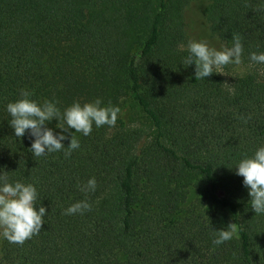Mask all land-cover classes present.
<instances>
[{"label": "trees", "instance_id": "trees-1", "mask_svg": "<svg viewBox=\"0 0 264 264\" xmlns=\"http://www.w3.org/2000/svg\"><path fill=\"white\" fill-rule=\"evenodd\" d=\"M193 2L213 48L241 37V64L199 80L185 68ZM257 8L264 0H0V174L33 184L48 213L23 246L1 239L0 264H264V214L235 174L264 146V64L250 60L264 53ZM22 89L61 112L97 98L121 111L115 127L72 130L70 157L37 158L10 127L7 104ZM58 123L48 127L59 133ZM84 199L91 211L63 214ZM229 223L233 239L214 245Z\"/></svg>", "mask_w": 264, "mask_h": 264}, {"label": "clouds", "instance_id": "clouds-1", "mask_svg": "<svg viewBox=\"0 0 264 264\" xmlns=\"http://www.w3.org/2000/svg\"><path fill=\"white\" fill-rule=\"evenodd\" d=\"M233 41L232 47L217 50L210 47L207 41L190 40L187 44L188 55L183 60L185 68L194 64L195 78L199 80L214 73L223 74L222 69L227 65L241 64V37L234 35ZM179 48L183 50L184 45L181 44ZM250 60L256 64H264V53L253 52ZM32 95L33 93L22 89L20 99L7 104V112L11 116L10 127L14 130V135L23 138L27 134L32 141L29 150L37 158L59 151H64L65 158L70 157L73 151L80 148V142L72 130L89 136L93 126L115 127L121 111L111 102L103 106L102 100L97 98L83 104L73 102L61 112L55 102L45 100L38 103L30 98ZM53 120L62 121L56 125L60 129L59 133L48 127ZM65 141H70L67 147ZM235 170L236 175L243 177V185L249 190L251 209L256 215L264 214V146L256 150L252 157L240 160ZM96 189L97 181L94 177L80 186V191L86 196ZM37 200L38 191L33 184L10 183L6 171L0 174V236L11 244L23 246L26 241L39 235L48 213L41 203L38 207ZM91 210L92 204L84 199L66 208L63 214L83 215ZM235 232V224L229 223L226 229L216 232L217 238L213 240V244L219 246L232 240Z\"/></svg>", "mask_w": 264, "mask_h": 264}, {"label": "rangeland", "instance_id": "rangeland-1", "mask_svg": "<svg viewBox=\"0 0 264 264\" xmlns=\"http://www.w3.org/2000/svg\"><path fill=\"white\" fill-rule=\"evenodd\" d=\"M196 4H198L197 2H193L187 5V7L185 8V14H186V21L189 24V29H190V34L192 35L191 40H196V41H207L209 46L212 47L213 43L211 42V35L210 33H205L204 31L201 30V27L203 25V21H196ZM201 22V23H200ZM202 24V25H201ZM209 34V35H208ZM237 69L242 70V68L240 66H237ZM190 202H194L193 206L198 204L199 201H196V195L193 193L190 196L189 199ZM3 237L0 236V241Z\"/></svg>", "mask_w": 264, "mask_h": 264}]
</instances>
